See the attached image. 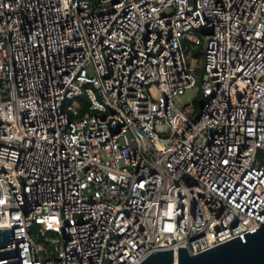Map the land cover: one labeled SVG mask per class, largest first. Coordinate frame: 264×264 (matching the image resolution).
Wrapping results in <instances>:
<instances>
[{
	"label": "built area",
	"instance_id": "obj_1",
	"mask_svg": "<svg viewBox=\"0 0 264 264\" xmlns=\"http://www.w3.org/2000/svg\"><path fill=\"white\" fill-rule=\"evenodd\" d=\"M189 86L198 105L176 103ZM260 221L264 0H0L18 264H136Z\"/></svg>",
	"mask_w": 264,
	"mask_h": 264
},
{
	"label": "water",
	"instance_id": "obj_2",
	"mask_svg": "<svg viewBox=\"0 0 264 264\" xmlns=\"http://www.w3.org/2000/svg\"><path fill=\"white\" fill-rule=\"evenodd\" d=\"M195 253L185 246L158 245L136 264H264V221L253 230L243 232ZM12 227H0V264H18V247L10 246L14 238Z\"/></svg>",
	"mask_w": 264,
	"mask_h": 264
},
{
	"label": "rangeland",
	"instance_id": "obj_3",
	"mask_svg": "<svg viewBox=\"0 0 264 264\" xmlns=\"http://www.w3.org/2000/svg\"><path fill=\"white\" fill-rule=\"evenodd\" d=\"M173 99L176 103L178 104H184L187 102H193L195 105H198L199 101H200V90L198 88V86H189L186 87L183 92L181 93H175L173 95ZM101 155L103 158L105 157H109L105 151H101Z\"/></svg>",
	"mask_w": 264,
	"mask_h": 264
},
{
	"label": "clouds",
	"instance_id": "obj_4",
	"mask_svg": "<svg viewBox=\"0 0 264 264\" xmlns=\"http://www.w3.org/2000/svg\"><path fill=\"white\" fill-rule=\"evenodd\" d=\"M1 260H6V258L0 259V261H1Z\"/></svg>",
	"mask_w": 264,
	"mask_h": 264
}]
</instances>
